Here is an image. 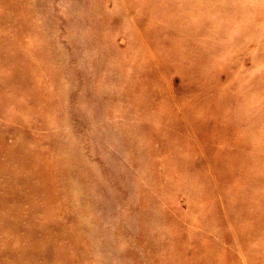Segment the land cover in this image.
<instances>
[{
	"label": "rangeland",
	"instance_id": "374dc122",
	"mask_svg": "<svg viewBox=\"0 0 264 264\" xmlns=\"http://www.w3.org/2000/svg\"><path fill=\"white\" fill-rule=\"evenodd\" d=\"M0 264H264V0H0Z\"/></svg>",
	"mask_w": 264,
	"mask_h": 264
}]
</instances>
